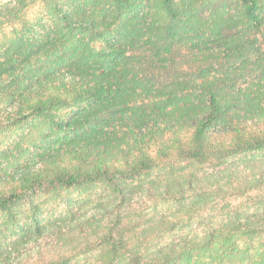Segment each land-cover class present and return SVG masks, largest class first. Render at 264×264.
I'll return each instance as SVG.
<instances>
[{"label":"trees","instance_id":"1","mask_svg":"<svg viewBox=\"0 0 264 264\" xmlns=\"http://www.w3.org/2000/svg\"><path fill=\"white\" fill-rule=\"evenodd\" d=\"M36 119L53 144L0 146L17 166L0 168V211L12 220L41 192L98 183L124 198L135 179L166 171L149 213L118 208L43 264L96 249L99 264H264V159L234 161L264 152V0H0V144ZM191 163L221 175L207 183ZM221 179L229 219L162 243L177 223L159 203L194 216L217 206Z\"/></svg>","mask_w":264,"mask_h":264},{"label":"rangeland","instance_id":"2","mask_svg":"<svg viewBox=\"0 0 264 264\" xmlns=\"http://www.w3.org/2000/svg\"><path fill=\"white\" fill-rule=\"evenodd\" d=\"M56 138L57 134L48 123L36 119L30 125L13 128L9 135L2 137L3 142L0 146L9 150L18 144L30 146L34 151L37 149L36 146L42 148L44 143L53 144ZM261 159H264V152L234 157L235 164H244L252 169H255L254 165ZM226 166L229 165L223 168ZM16 167L14 163L0 155V168L3 171L14 173ZM186 169L188 173H197L201 178L206 177L204 181L207 183L221 175L220 168L208 164L191 163ZM165 174L166 171H160L151 176L135 179L132 182L134 191L124 198L106 185L97 183L88 188L72 187L41 192L34 196L32 201H26L16 209L18 216L15 220L0 211V247L6 254V260L0 259V264H43L70 255L74 247L87 240L86 236L92 239L95 233L101 232L118 208L133 219L138 218L139 212L149 213L158 199L152 196L156 193L153 185L160 186V178ZM224 183L225 181L219 183L224 190L211 197L218 203L217 206L191 217L186 218L182 207L177 204L162 206V202H158L168 215L167 220L177 223L172 231L164 233L160 241L167 244L189 240L201 235L208 225L218 227L229 219V186L223 185ZM241 200L246 202L245 198H237V202ZM33 204L40 207L34 208ZM248 204H251L250 201ZM142 240L145 243L150 242L151 237L147 236ZM157 240L153 239L154 242ZM243 240L240 244L245 246L248 239ZM254 243V247H257L260 241L255 240ZM102 260L103 256L96 249L87 254L79 253L72 258L70 264H99Z\"/></svg>","mask_w":264,"mask_h":264}]
</instances>
